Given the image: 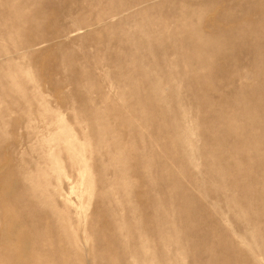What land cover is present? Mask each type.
<instances>
[{
  "label": "rangeland",
  "instance_id": "obj_1",
  "mask_svg": "<svg viewBox=\"0 0 264 264\" xmlns=\"http://www.w3.org/2000/svg\"><path fill=\"white\" fill-rule=\"evenodd\" d=\"M0 264H264V0H0Z\"/></svg>",
  "mask_w": 264,
  "mask_h": 264
}]
</instances>
